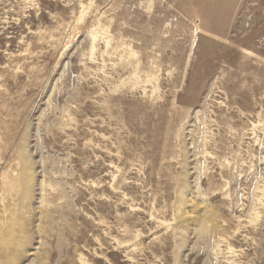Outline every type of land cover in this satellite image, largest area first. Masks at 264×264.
Instances as JSON below:
<instances>
[{
	"label": "rangeland",
	"instance_id": "obj_1",
	"mask_svg": "<svg viewBox=\"0 0 264 264\" xmlns=\"http://www.w3.org/2000/svg\"><path fill=\"white\" fill-rule=\"evenodd\" d=\"M0 264H264V0H0Z\"/></svg>",
	"mask_w": 264,
	"mask_h": 264
},
{
	"label": "bare ground",
	"instance_id": "obj_2",
	"mask_svg": "<svg viewBox=\"0 0 264 264\" xmlns=\"http://www.w3.org/2000/svg\"><path fill=\"white\" fill-rule=\"evenodd\" d=\"M26 149V148H25ZM23 151V150H22ZM26 151V150H25ZM24 151V152H25ZM27 152V151H26ZM25 154V153H24ZM27 154V153H26ZM12 155V154H11ZM16 155V154H15ZM25 157V156H24ZM21 157L23 160L26 158H29V157ZM11 159V158H10ZM21 159V160H22ZM23 160H22V162H23ZM17 162V161H16ZM25 162V161H24ZM15 163V162H14ZM22 164V163H21ZM11 165V164H10ZM27 165H28V163H27ZM27 165L26 164H24V166L21 168V170H19V171H16V177H17V175H18V179L17 180H15V178H14V173H9V171L8 172H6V173H3V175H2V186L5 188V187H7V188H10V189H15L17 186H21V192H23V194L25 195V194H27L28 193V187H29V184H31L30 182H31V180H30V178H29V176L31 175V174H29L28 175V173L29 172H27ZM2 166V165H1ZM18 167V166H17ZM29 167H31V166H29ZM8 168V167H7ZM9 169V168H8ZM7 169V170H8ZM15 169V168H14ZM11 170V169H10ZM2 173V172H1ZM43 181V180H42ZM41 187V186H40ZM12 189V190H13ZM2 191V190H1ZM5 191V190H4ZM38 191H39V193H40V202L42 203V201H43V193L41 192L42 191V189L41 188H39L38 189ZM3 193V192H2ZM4 194H6V193H4ZM29 194V193H28ZM7 195V194H6ZM35 249H37V247H35Z\"/></svg>",
	"mask_w": 264,
	"mask_h": 264
}]
</instances>
